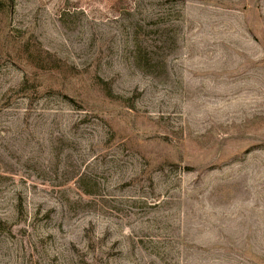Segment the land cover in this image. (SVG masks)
<instances>
[{
	"label": "rangeland",
	"instance_id": "374dc122",
	"mask_svg": "<svg viewBox=\"0 0 264 264\" xmlns=\"http://www.w3.org/2000/svg\"><path fill=\"white\" fill-rule=\"evenodd\" d=\"M0 264H264V0H0Z\"/></svg>",
	"mask_w": 264,
	"mask_h": 264
}]
</instances>
